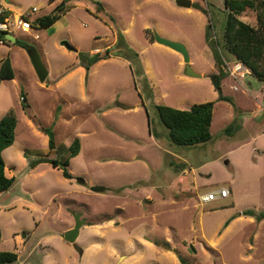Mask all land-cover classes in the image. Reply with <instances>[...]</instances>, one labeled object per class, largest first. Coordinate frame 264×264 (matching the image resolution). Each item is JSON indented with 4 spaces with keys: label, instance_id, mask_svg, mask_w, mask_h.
Listing matches in <instances>:
<instances>
[{
    "label": "rangeland",
    "instance_id": "374dc122",
    "mask_svg": "<svg viewBox=\"0 0 264 264\" xmlns=\"http://www.w3.org/2000/svg\"><path fill=\"white\" fill-rule=\"evenodd\" d=\"M98 1L103 18L96 14ZM62 5L68 12L51 26L14 32L29 49L0 43V62L10 57L15 71L13 79L0 81V119L13 109L19 120L14 144L3 151L15 182L0 192V251L17 252L11 264H112L121 256L122 264H182L179 255L189 264H264V217H257L264 212V80L251 70L244 77L228 70L236 59L224 47V0H193L190 8L175 0H10L7 7L10 14L38 7L29 16L35 23ZM108 15L139 52L156 104L189 109L215 102L209 142H171L128 60L111 56L89 72L78 65L94 49L115 45ZM241 19L256 25L255 12ZM209 21L227 65L220 88L213 79L220 67L206 38ZM155 33L184 43L202 76H187L181 55L151 43ZM31 48L49 70L45 82L31 62ZM43 127L52 129L53 148ZM76 138L81 149L67 165L71 178L49 162L30 168L39 158L64 161ZM223 186L231 188L230 198L201 201ZM231 199L233 209H220ZM246 209L256 215L239 216L226 231L229 214ZM74 214L86 224L71 243L64 234L74 227ZM112 218L113 224L97 227Z\"/></svg>",
    "mask_w": 264,
    "mask_h": 264
},
{
    "label": "trees",
    "instance_id": "16d2710c",
    "mask_svg": "<svg viewBox=\"0 0 264 264\" xmlns=\"http://www.w3.org/2000/svg\"><path fill=\"white\" fill-rule=\"evenodd\" d=\"M97 5L96 14L103 18L102 15H105L106 11L101 2L98 1ZM194 6L205 12V9L197 3L194 4ZM224 8L227 13L222 35L224 47L234 56L236 61L243 62L251 70V74L255 75L260 80H264V0H224ZM67 10L69 9L66 8V5H62L58 8V11L36 18L34 24L41 27H49ZM249 11L255 12L256 25L249 24L241 19V15ZM108 18V20L105 19V22L107 24H113L116 27L117 40L114 46L107 47L105 50H99L95 52L90 59L84 58L81 61V64L85 66L87 72H89L94 63L103 59H108L111 56H117L128 60L134 75L141 78L144 98L151 102L160 121L168 129V136L171 142L182 146H194L209 142L213 136L211 125L215 102L207 101L203 103H194L189 109H179L168 105L156 104L153 101V86L145 71L139 52L131 46L125 33L122 32L117 25L115 18L112 15H108ZM212 29L213 26L210 22L207 25L206 38L213 50L214 62L220 67V72L215 74L214 77H218L221 81V78L225 75L224 67L227 65H225L223 55L218 47L219 40L212 39ZM148 31L150 30L147 29V32ZM4 33L5 32L0 31V43L6 41L3 36ZM151 40H155L154 34H152ZM15 43L29 49V46L19 41V39H17ZM84 60L87 61L86 64ZM14 77L15 71L12 61L10 57H6L0 62V81L1 79H13ZM218 88H220V86ZM23 97L25 98V96ZM219 99L228 100L227 97L223 96H220ZM24 104V107L28 108V104L26 102ZM18 121L17 115L13 109H10L0 119V192L9 190L15 182L13 176L8 177L6 175V162L3 157V151L14 144ZM232 128L233 125H229L226 130L231 131ZM41 129L46 134H49V145L53 148L55 143L51 127H43ZM80 149V140L76 138L69 147L70 153L68 158L64 161L58 158H39L30 161L29 166L30 168H34L39 163L49 162L54 167L62 168L64 177L71 178L72 174L67 168V165L70 163L72 157L79 154ZM243 214L255 216L256 212L252 209H246L243 211ZM257 217L258 219L263 218L264 212L258 214ZM1 241L2 232L0 228V244ZM165 248L169 249L170 244L166 243ZM179 257L182 264H189L184 257L180 255ZM17 259V252L0 251V264H11L17 261Z\"/></svg>",
    "mask_w": 264,
    "mask_h": 264
},
{
    "label": "water",
    "instance_id": "95a60500",
    "mask_svg": "<svg viewBox=\"0 0 264 264\" xmlns=\"http://www.w3.org/2000/svg\"><path fill=\"white\" fill-rule=\"evenodd\" d=\"M175 1L181 7L190 8L193 6V0H175ZM3 36L6 40H8L10 42H16V40H17L16 36L12 33H9V32H5L3 34ZM154 37H155V40L158 41L159 43L167 45L170 48L180 52L183 55V60H184V65H185L184 72L187 76H191V77H201L202 76V74L195 71L194 68L192 67L190 54H189L187 46L184 43L179 42V41L170 40L168 38L161 36L158 33H155ZM71 49L77 50L74 47H71ZM29 56H30L31 62L34 66V69L38 75L39 80L41 82H45L46 78L49 75V70L47 69L46 65L44 64L40 52L36 48H31L29 50ZM213 79H214L216 88H218L219 87V78L214 77ZM119 105L125 109L131 108V106L127 105V104H120L119 103ZM78 181L81 184L86 183V181L83 178H78ZM91 189L93 191H96V192H104L107 190V188L105 186H93ZM74 216H75L74 227L67 230L64 234L65 240H67L68 242H71V243H75L77 241L80 229L82 228L83 225L86 224V221L81 218L80 214H74Z\"/></svg>",
    "mask_w": 264,
    "mask_h": 264
},
{
    "label": "built area",
    "instance_id": "2783aa9c",
    "mask_svg": "<svg viewBox=\"0 0 264 264\" xmlns=\"http://www.w3.org/2000/svg\"><path fill=\"white\" fill-rule=\"evenodd\" d=\"M10 0H0V31L9 32L14 34L16 31L29 32L34 29V23L29 16L38 10V7L34 6L27 12L10 14L7 4ZM228 70L233 76L244 77L246 73H249V68L241 61H236L232 66L228 65ZM232 194L231 188L223 186L216 190L201 195V201L208 203L220 198H228Z\"/></svg>",
    "mask_w": 264,
    "mask_h": 264
},
{
    "label": "crops",
    "instance_id": "0c3cea01",
    "mask_svg": "<svg viewBox=\"0 0 264 264\" xmlns=\"http://www.w3.org/2000/svg\"><path fill=\"white\" fill-rule=\"evenodd\" d=\"M66 12H68V10L66 11ZM34 28H35V24H34ZM31 31V30H30ZM115 38H116V40H117V35H115ZM150 41H152V40H150ZM151 43H158V44H160V45H164V44H161V43H159L158 41H156V40H154L153 42H151ZM165 46H167V45H165ZM167 47H169V46H167ZM170 48V47H169ZM100 48H96V49H94V52H97L98 50H99ZM173 52H175V53H177V54H179V55H181V57H182V59L181 60H179V62L180 63H183L184 62V60H183V55L180 53V52H178V51H176V50H174V49H172V48H170ZM74 51H76V52H78L79 51V49H77V50H74ZM191 58V57H190ZM103 60H105V59H103ZM101 61V60H100ZM99 62V61H98ZM78 65L79 66H81L82 64H81V62H78ZM82 67V66H81ZM120 107V106H119ZM122 108V107H121ZM123 109H125V108H123ZM6 175L8 176V177H12L9 173H7V171H6ZM86 184V183H85ZM106 187V186H105ZM159 186H157V188H158ZM105 192V191H104ZM232 195V194H231ZM148 197V196H147ZM228 198H230V197H228ZM220 199H223V198H220ZM234 206H235V203H234V200H228V202L227 203H222L219 207H220V209H233L234 208ZM241 215H244L243 214V212H237V213H234V214H229V217L228 218H226L225 219V222H224V224H223V226H224V229L226 230V231H229L231 228H232V226L234 225V223L237 221V219H238V217L239 216H241ZM245 216V215H244ZM246 216H251V215H246ZM250 219H252V217L250 218ZM115 222V220L112 218V219H109V220H106V221H103V223H98V225H97V227H106V225L108 226V225H111V224H113ZM261 222V221H260ZM222 224V223H221ZM88 225H90V224H88ZM95 225V224H94ZM87 226V225H86ZM90 226H93V225H90ZM83 228V227H82ZM82 228L80 229V232H79V236H78V238H77V240L79 239V237H80V234H81V230H82ZM225 231V232H226ZM250 246H254V244L252 243ZM249 250V249H248ZM117 258H118V260H117ZM125 258L124 257H120V259H119V257H116V260L115 261H113L112 262V264H122V261L124 260Z\"/></svg>",
    "mask_w": 264,
    "mask_h": 264
}]
</instances>
